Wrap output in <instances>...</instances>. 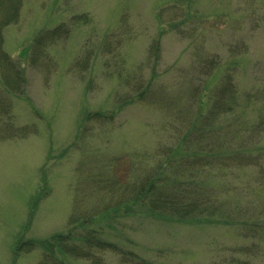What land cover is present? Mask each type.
<instances>
[{"label":"rangeland","instance_id":"1","mask_svg":"<svg viewBox=\"0 0 264 264\" xmlns=\"http://www.w3.org/2000/svg\"><path fill=\"white\" fill-rule=\"evenodd\" d=\"M222 1L229 8L219 4ZM169 5L173 0H25L18 22L2 30L3 49L20 61L24 47L28 53L32 47L39 48L36 37L46 25L68 22L80 14L89 19L74 25L64 42L47 45V56L40 57L36 65L22 59L24 94L19 98L6 93L2 96L10 104L12 125H25L35 132L25 138L0 140V264H10L14 236L24 223L28 228L26 237L43 238L67 232L73 211H91L93 203H98L99 210L103 208L105 179L112 175L124 181L128 166L140 165L136 153L143 151L141 142L163 141L171 123L178 122L170 110L175 98L181 108L188 105L186 92L178 96L174 91L187 65L191 43L172 34L162 40L155 68L158 78L150 88L156 93L160 89L162 103L136 101L120 110L115 106L121 94H139V81L151 76L152 58L147 60V49L157 33L156 9ZM196 8L203 21L189 20L186 31L195 24L197 41L204 40L210 53L238 61L234 80L239 106L235 120L245 109L246 126H258L259 121L264 122V0H198ZM214 12L217 14L211 15ZM166 17L172 18L170 12ZM49 19L54 20L46 23ZM226 25L231 29L211 30ZM233 34L236 40L244 38L233 43L236 52L228 53L225 43L232 42ZM225 37L227 40L220 43ZM108 39L112 40L113 50L106 54L103 43ZM87 49H91L89 65L79 73L71 63ZM87 111H111L113 115L109 120H90L81 126ZM4 120L6 116L0 112V128ZM241 137L244 141L250 134L245 137L243 132ZM257 142L264 148V132ZM262 158L264 167V149ZM262 174L251 167L235 170L225 180L234 191L235 187L242 190L248 202L256 203ZM41 186L49 192L33 204L32 198ZM94 187L100 192L90 190ZM32 205L35 210L28 219ZM99 226H104L105 237V220L91 228ZM108 232L110 240L132 249L150 264L226 263L252 240L234 226L169 223L141 216L119 218L115 229ZM105 253L95 252L101 259L99 264H120L116 254ZM40 257L39 249L22 251L15 264H37ZM239 258L264 264V252L256 256L239 254ZM77 264L92 263L88 260Z\"/></svg>","mask_w":264,"mask_h":264},{"label":"trees","instance_id":"2","mask_svg":"<svg viewBox=\"0 0 264 264\" xmlns=\"http://www.w3.org/2000/svg\"><path fill=\"white\" fill-rule=\"evenodd\" d=\"M23 1L0 0V112L7 119L0 128L2 141L25 138L35 132L25 125H12L9 119L10 104L2 99L5 93L19 98L25 92L26 73L21 60L36 65L40 57L47 56L44 51L47 45L64 42L74 25L89 20L86 15L80 14L71 17L68 22L57 21L53 26L46 25L36 37V46L39 48L32 47L31 53H28V48L24 47L20 51V61H16L2 47V30L18 22ZM197 1L173 0V5L156 9L154 20L157 22V33L147 49V60L152 58L151 76L143 81L138 80L141 87L139 94L134 97L121 94L120 101L115 98L117 110L135 104L136 101L162 103L160 89L156 93L150 88L157 82L155 68L162 40L172 34L181 41L191 43L187 47L190 51L187 65L182 75L178 76L177 89L174 91L178 96H182L185 91L188 105L181 108L175 98V106L170 110L174 121L178 122L171 123L163 141L141 142L143 151L136 153L140 165L130 164L124 181L115 180L114 176L109 175L110 178L105 179L108 180L105 182V206L99 210L98 203H93L91 211H73L68 218L67 232H54L43 238L26 237L28 228L27 223H24L23 228L14 236L10 264H15L20 252L35 249L41 251L37 264H77L88 260L92 264H99L101 259L96 256L97 251L116 254L120 264H150V260L108 238V231L115 229L119 218L126 220L133 216L169 223L234 226L241 231V235L252 239L249 246L236 251L237 257L233 256L226 263L221 260L214 264H254L240 259L239 254L251 253L256 256L264 252V180L258 182L261 187L256 194V203L248 202L242 190L235 187L234 191L225 180L229 173L235 170L246 171L251 167L261 170L264 175L263 158L259 159L264 148L257 142L258 135L264 132V122L259 121L261 127L246 126L245 109L241 117L235 120L239 105L234 78L235 68L239 64L230 57L210 53L204 40L197 41L195 24L191 31H186L189 20L203 21L196 8ZM219 4L229 8L224 1ZM166 12H170L172 18H167ZM216 14L214 12L211 15ZM215 26L211 30L231 29L227 25ZM243 38L241 36V39L236 40L233 34L232 42L225 43L226 51L236 52L233 43ZM226 40L227 37L219 42L224 43ZM104 41L105 53L109 54L113 50L112 40ZM90 54L91 49H87L82 56L73 60L71 68L79 73L87 70ZM136 77L137 74L134 79ZM112 115L111 111L109 114L87 111L80 125L85 126V122L90 120H109ZM243 132L245 137L246 134H250V137L241 141ZM40 189L32 198L33 204L49 192L43 186ZM90 190L99 191L95 187ZM34 210V205L30 206L28 219ZM104 220L105 237L102 236L104 226L91 228ZM126 241L131 242L128 238Z\"/></svg>","mask_w":264,"mask_h":264}]
</instances>
